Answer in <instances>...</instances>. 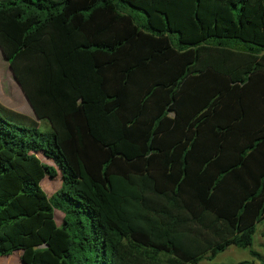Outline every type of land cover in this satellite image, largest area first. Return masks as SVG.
Returning a JSON list of instances; mask_svg holds the SVG:
<instances>
[{"label": "trees", "instance_id": "obj_1", "mask_svg": "<svg viewBox=\"0 0 264 264\" xmlns=\"http://www.w3.org/2000/svg\"><path fill=\"white\" fill-rule=\"evenodd\" d=\"M0 28L38 119L0 103V255L220 264L233 245L264 264V170L244 162L264 165V0H0ZM205 127L246 142L213 176Z\"/></svg>", "mask_w": 264, "mask_h": 264}, {"label": "crops", "instance_id": "obj_2", "mask_svg": "<svg viewBox=\"0 0 264 264\" xmlns=\"http://www.w3.org/2000/svg\"><path fill=\"white\" fill-rule=\"evenodd\" d=\"M6 52L7 44L4 40H2V38H0V58L3 59L5 65L4 69L8 75L7 78L6 74L3 73L5 74L3 75V78L0 77V103L10 109L21 112L30 117L33 116L36 120H38L35 116V112L25 91L18 83L14 68L11 66L10 61L6 56ZM5 77L10 82L8 86ZM209 129L211 130L213 136L215 135V133L220 134L216 132L212 127H209ZM217 134L213 139H209L203 144L206 150V157H208L210 160L214 158L217 159H214V161L210 163L207 168V174L212 176L217 175L221 169L235 164L238 161L239 152L246 147V142L239 139L234 132L222 133L225 134V136H223L222 138L217 137ZM229 136H232V138H228ZM227 141H231V145ZM206 157H204V159H206ZM253 160L258 164L257 167L261 168L263 171L264 165L261 162L259 163V158L255 154L250 153L244 162L250 164ZM245 170L246 169H242L241 166L236 170V172ZM229 182L235 187L247 191L246 188H244V184H242V180L234 179V177H231ZM258 233L261 237L259 243L264 250V229L259 230ZM254 264H259V262L254 261Z\"/></svg>", "mask_w": 264, "mask_h": 264}, {"label": "rangeland", "instance_id": "obj_3", "mask_svg": "<svg viewBox=\"0 0 264 264\" xmlns=\"http://www.w3.org/2000/svg\"><path fill=\"white\" fill-rule=\"evenodd\" d=\"M119 10L121 12L130 13L132 16H134L137 19L139 24L143 22L144 15L142 13H139L138 11L131 9L128 5L121 4L119 6ZM1 30H3V28H0V31ZM0 35H4L6 38H9L5 32L1 31ZM7 42L9 41L7 40ZM9 45H12V43L9 42ZM26 61L27 60L25 58L22 60L23 65L26 64ZM4 66L5 65H4L3 59L0 58V77L3 78V75L6 74V77L8 78V75L4 69ZM6 77H5V80L8 86L10 82ZM31 117L34 118L33 116ZM39 122L41 123L40 127L42 129L46 127V125H48L47 121L44 119H40ZM216 134L217 133H215V135ZM215 135L213 136L209 127L203 128V130L199 132L200 143L205 142V140L213 139ZM223 136H225V134H217V137L222 138ZM228 138H232V136H229ZM227 142L230 145L232 143L231 141H227ZM179 155H180L179 150L175 149L171 153L166 154V159L164 160V163L172 164V165L175 164L176 161L179 160L178 159ZM45 162H47L48 164H51L50 161L45 160ZM60 186H61V176H60L59 171L55 177L51 178L47 176L41 181V187L45 190V192L49 196L52 195ZM54 212H55V220L57 224H60L62 217H63V213L57 209ZM262 229H264V219L261 222L256 224V232L254 233L253 243H252L251 248L261 253L264 256V250L262 249V246L259 243L261 237L258 233L259 230H262ZM246 259L259 262V260L252 258V256L249 253V248H239V247L231 245L227 247L224 251L219 252L212 261L216 263H220V264H227V263H235V262L246 260ZM0 264H23L21 262V251L15 250L9 255H0ZM197 264H208V261L204 259V260H201Z\"/></svg>", "mask_w": 264, "mask_h": 264}, {"label": "water", "instance_id": "obj_4", "mask_svg": "<svg viewBox=\"0 0 264 264\" xmlns=\"http://www.w3.org/2000/svg\"><path fill=\"white\" fill-rule=\"evenodd\" d=\"M22 262V261H21ZM24 264V263H23Z\"/></svg>", "mask_w": 264, "mask_h": 264}]
</instances>
